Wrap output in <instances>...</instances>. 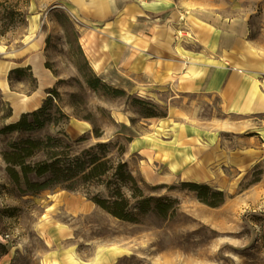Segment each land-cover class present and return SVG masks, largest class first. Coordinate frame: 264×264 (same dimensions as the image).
Listing matches in <instances>:
<instances>
[{"label":"rangeland","instance_id":"obj_1","mask_svg":"<svg viewBox=\"0 0 264 264\" xmlns=\"http://www.w3.org/2000/svg\"><path fill=\"white\" fill-rule=\"evenodd\" d=\"M182 4L185 15H145L160 25L154 27L160 38L170 35L173 42L189 35L173 25L177 20L224 27L234 19L239 31L248 25L246 40L264 50V0ZM116 16L89 15L79 0H0V259L8 264H264V145L248 165L241 161L247 153L230 151L221 139L211 152L187 149L173 135L188 128L185 123L196 125L197 111L191 117L171 113V89L140 88L116 64L95 71L90 52L103 54L99 38L107 42L104 26ZM90 34L96 42L88 49ZM54 89L58 95L41 116L48 118L43 126L2 131L23 114H16L9 96H32L40 107ZM49 136L61 138L57 149L64 155L97 154L113 166L126 163L145 196L177 199L174 212L163 216L149 210L129 221L96 204L91 197H109L118 185L115 169L100 180H78L73 188L68 181L38 192L21 189L7 172L3 150L16 140ZM220 137L235 141L236 136ZM193 165L201 178L192 182L224 190L222 204L208 205L184 184L182 173ZM122 189L136 207L133 190Z\"/></svg>","mask_w":264,"mask_h":264},{"label":"crops","instance_id":"obj_2","mask_svg":"<svg viewBox=\"0 0 264 264\" xmlns=\"http://www.w3.org/2000/svg\"><path fill=\"white\" fill-rule=\"evenodd\" d=\"M117 5L113 12L117 16L104 26L110 50L104 58L103 71L116 64L140 88L171 89V113L175 115L191 117L197 111L196 125L185 123L188 128L173 135L187 149L191 146L211 152L220 139L230 151L263 149L264 50L246 40V23L239 31L234 19L224 27L205 21L207 26L194 27L185 19L175 20L173 25L190 36H175L169 42L168 36L160 38L155 34L154 27L160 25L145 15L148 11L184 14L187 10L182 0H123ZM247 44L256 54L247 49ZM31 107L35 108L32 101L29 110ZM206 109L211 114L202 116L201 110ZM221 133L235 135V141L226 142ZM0 264L8 263L0 259Z\"/></svg>","mask_w":264,"mask_h":264},{"label":"trees","instance_id":"obj_3","mask_svg":"<svg viewBox=\"0 0 264 264\" xmlns=\"http://www.w3.org/2000/svg\"><path fill=\"white\" fill-rule=\"evenodd\" d=\"M23 60L24 58L21 59V61ZM100 81L101 79L98 77V82ZM49 92L51 93L42 106L31 112H24L18 121L6 125L2 131H28L43 126L48 118H41V116L46 114L49 105L56 99L54 95H58L55 89ZM155 115L152 113L150 116ZM60 142V137L49 136L45 139L27 137L9 143L2 155L7 163V172L13 181L21 189L33 192L68 181H72L70 188H73L78 180L83 182L100 180L110 170L115 169L114 175L118 178V185L112 190L109 197L100 195L91 197L96 204L114 216L129 221H137L139 214L149 210L163 216L174 212L177 199L155 195L145 196L134 175L127 169L126 163L120 162L117 166H113L108 163V159H103L97 154L88 157L64 155L63 151L57 149ZM38 153L46 155L43 158L34 159ZM184 184L195 190L199 199L210 206H219L225 201L224 190L192 181H186ZM123 186L130 187L133 190V196L138 198L136 207H131L129 198L123 192ZM5 252H7L6 248Z\"/></svg>","mask_w":264,"mask_h":264},{"label":"bare ground","instance_id":"obj_4","mask_svg":"<svg viewBox=\"0 0 264 264\" xmlns=\"http://www.w3.org/2000/svg\"><path fill=\"white\" fill-rule=\"evenodd\" d=\"M81 8L89 15H93L95 17H100L104 18L107 17L108 15L112 14L114 11L117 10L118 5H117V0H79ZM197 24L200 26H207L203 21L198 20ZM168 41L171 42V36L168 35ZM100 42V50H102V53H91L90 52V63L92 67L94 68L95 71L97 72H102L103 71V66H104V58H105V52L107 50V42L105 38H99ZM96 42L94 34H90L89 36L86 37L85 40V45L87 46L88 49H90L92 46H94V43ZM247 49L254 54H256V51L253 47L247 44ZM10 101H12L16 114L20 115L21 112H27L29 111L30 107V102L32 97L24 96V95H19L17 97L14 96H9ZM8 98V99H9ZM35 108L38 107L37 103H33ZM245 153H247V159H243L242 164L248 165L250 164L254 158H255V152L256 150L251 148L247 150H243ZM221 155V158L225 157ZM247 161V162H246ZM201 178V171L197 166H189L184 172L182 173V180L186 181H195Z\"/></svg>","mask_w":264,"mask_h":264}]
</instances>
